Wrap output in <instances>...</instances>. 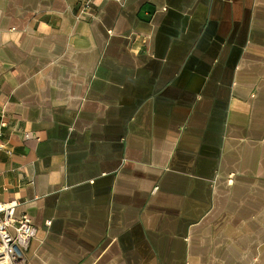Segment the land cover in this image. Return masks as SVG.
Masks as SVG:
<instances>
[{
  "label": "crops",
  "instance_id": "crops-1",
  "mask_svg": "<svg viewBox=\"0 0 264 264\" xmlns=\"http://www.w3.org/2000/svg\"><path fill=\"white\" fill-rule=\"evenodd\" d=\"M91 2L0 0L29 264H264V0Z\"/></svg>",
  "mask_w": 264,
  "mask_h": 264
},
{
  "label": "built area",
  "instance_id": "built-area-1",
  "mask_svg": "<svg viewBox=\"0 0 264 264\" xmlns=\"http://www.w3.org/2000/svg\"><path fill=\"white\" fill-rule=\"evenodd\" d=\"M91 0H86L81 13H89ZM7 123L2 122L1 128ZM0 131V139L2 138ZM5 144L0 142V155ZM19 202L16 200L0 204V264H29L27 252L37 233L31 217L27 214L17 216ZM48 226L51 222L47 223Z\"/></svg>",
  "mask_w": 264,
  "mask_h": 264
}]
</instances>
